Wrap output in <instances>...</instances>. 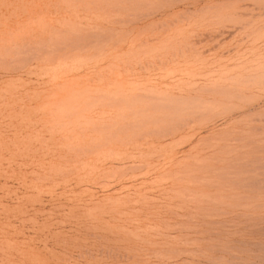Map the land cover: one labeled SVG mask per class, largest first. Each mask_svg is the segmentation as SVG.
Wrapping results in <instances>:
<instances>
[{"label":"rangeland","instance_id":"1","mask_svg":"<svg viewBox=\"0 0 264 264\" xmlns=\"http://www.w3.org/2000/svg\"><path fill=\"white\" fill-rule=\"evenodd\" d=\"M0 264H264V0H0Z\"/></svg>","mask_w":264,"mask_h":264}]
</instances>
